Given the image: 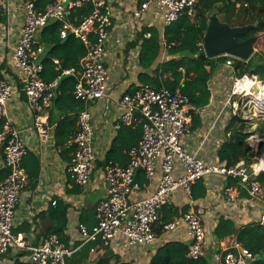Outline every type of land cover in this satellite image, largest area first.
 I'll return each instance as SVG.
<instances>
[{"label": "built area", "instance_id": "built-area-1", "mask_svg": "<svg viewBox=\"0 0 264 264\" xmlns=\"http://www.w3.org/2000/svg\"><path fill=\"white\" fill-rule=\"evenodd\" d=\"M199 3L200 0H146L141 5L140 14L151 7L156 9L165 28L182 16L195 18ZM84 6H92L93 11L80 23L72 22L70 18L73 13ZM22 7V32L12 50L14 70L20 84L14 86L8 79L0 76V119L4 122L3 130L0 131V149L8 170V175L0 182V263L13 250L17 255L28 252V264H67V260L80 248L65 246L56 234H49L39 244L29 246L24 234L14 232L17 205L28 181V173L23 164L28 147L20 129L10 117L8 106L15 96L24 94L33 112V128L38 138L42 142H48L54 136L56 124L50 122V110L59 92V78L47 82L42 77L46 48L39 41V33L50 21H60L61 38L73 34L87 49L78 67L63 72L75 79L73 94L83 104L72 135L71 145L74 151L67 173L74 183L85 189L90 183L96 161L95 131L90 105L108 94L110 72L106 60L113 10L105 0H55L42 11L37 9L35 0H28ZM3 16L4 9L0 6V24ZM74 20L77 21V18L74 17ZM150 36V33L145 34L147 38ZM163 45L164 50L168 51L170 45L165 40ZM228 58L225 65L232 68L236 58ZM53 60L58 67L61 66L59 59ZM249 78V75L235 76L234 90L230 96L236 95L239 91L236 90L238 85ZM255 78L258 77L252 76V79ZM261 84L264 87V83ZM259 93L258 96L249 97L251 103L257 106L258 113L255 115H261L264 119V91ZM231 101L232 98H228L225 107L232 109L234 106V109H238V105ZM119 105L122 113L116 128L142 122L143 135L140 144L129 149L127 165L121 166L109 161L103 166L107 197L96 208L97 224L91 228L82 224L79 226L83 245L97 243L91 252L120 244L128 249L153 245L159 238L156 225L161 220L162 210L171 205L174 193L182 188L191 195L193 185L209 176L239 179L242 184L249 186L250 199L264 202V187L257 180L264 172V156L250 166L244 161L235 166H227L219 159L207 162L198 153L187 149L184 141L193 128L192 106L189 98L180 90L172 92L166 87L142 85L134 93L123 95ZM199 111L196 110V113ZM233 114L237 113L234 111ZM249 117L246 111L241 115L245 121ZM249 133L250 145L258 148L264 140L257 133V127L250 129ZM178 163L183 170L177 175ZM139 171L151 183L159 171L161 177L152 195L130 203V199L141 191V185L136 180ZM224 194L229 203L238 202L239 198L232 187H226ZM53 205H56V201ZM259 222L264 225V212ZM181 227L186 228L190 240L188 257H205L207 230L199 213L193 209L183 213L164 225L163 231L174 232ZM234 248L235 250L216 254L214 264H257L259 255L239 243Z\"/></svg>", "mask_w": 264, "mask_h": 264}, {"label": "crops", "instance_id": "crops-1", "mask_svg": "<svg viewBox=\"0 0 264 264\" xmlns=\"http://www.w3.org/2000/svg\"><path fill=\"white\" fill-rule=\"evenodd\" d=\"M105 1L113 10V24L106 60L110 72L108 94L107 97L90 105L95 131L96 161L90 183L85 189L74 183L67 173L74 151L71 145L72 138L66 144L58 145L54 133L48 142H42L33 128V112L24 94L15 96L8 106L10 117L15 126L20 129L28 147V154L23 161L28 173V181L17 205L14 229L16 233L24 234L29 246L39 244L49 235V229L54 225L51 217V209L55 206L53 202L62 201L68 205V223L65 231L67 243L63 242V244L69 248H81L84 242L79 226L82 224L91 228L97 224L96 208L99 202L107 197L104 164L112 160L126 165L129 160L128 146L135 142L136 125L132 128L130 126L116 128L122 113L119 100L123 95L135 92L142 86L140 76L143 70L139 65L142 42L141 40L138 42L141 30L145 26L163 28L164 24L159 12L152 7L140 14L141 5L146 0ZM24 2L26 1L0 0L4 9L0 24V76L8 79L14 86L20 84V80L14 70L12 50L21 36ZM135 42H138L136 46L133 45ZM167 54L168 52L164 50L162 62L167 58ZM218 83L215 80L211 81L212 100L198 113L201 117V125L195 128L193 124L191 133L184 141L189 151L198 153L207 162L219 159L217 151L224 137L220 124L224 122L226 111L229 110L225 107L224 96L217 92ZM68 117L73 118L75 115L70 113ZM3 169L6 168L3 151L0 149V171ZM182 170V165L178 163L176 174H180ZM143 174L138 176L137 181L141 185V191L130 199V203L152 195L157 189L161 177L160 171L152 183ZM203 181L207 189L205 198L193 200L190 194L180 188L174 193L170 206L182 209L188 205L191 207L190 210L193 209L199 213L207 230L206 257L211 258V264H214V258L218 252L235 250L234 246L237 243L232 237L221 242L215 241L213 234L219 221L223 218L230 219L237 227L259 222L264 212V202L252 200L246 196L238 199L236 204H231L224 194L227 186L225 177L209 176ZM160 223L161 221L158 225ZM169 241H183L189 246L190 240L187 237L186 228L181 227L174 232L163 231V234H159L158 240L151 246L128 249L120 244L108 249L98 248L96 252H90L88 264H95L97 259L108 251L124 261L150 264L156 249ZM15 253L11 250L0 264H15L17 258L28 264V252L18 255Z\"/></svg>", "mask_w": 264, "mask_h": 264}, {"label": "trees", "instance_id": "trees-1", "mask_svg": "<svg viewBox=\"0 0 264 264\" xmlns=\"http://www.w3.org/2000/svg\"><path fill=\"white\" fill-rule=\"evenodd\" d=\"M54 1L35 0V3L37 9L42 11ZM1 7L3 8V6ZM92 11V6H84L74 12L70 20L78 24ZM215 12L219 14L222 22L233 27L255 25L246 36L237 38L239 42L264 33V0H200L195 18L182 16L165 28L145 26L138 38V42L140 40L142 42L139 54V65L143 70L140 76L142 85H151L156 88L166 87L172 92L180 90L189 98L195 128L201 125V117L196 113V110L204 109L212 100V80L219 82L217 92L224 96L223 100H226L231 94V82L235 76H257L264 83V53L253 55L249 61L234 59L232 68L225 65L229 59L228 56L221 55L213 59L207 57L203 45L204 36L209 18ZM74 17L77 18V21L74 20ZM61 29L62 23L53 20L39 33V41L46 48L42 77L47 82L59 78V92L55 96L50 110V122L57 126L55 135L58 145H64L72 138L76 130L78 114L83 108V104L73 94L75 79L72 76L64 75L63 72L66 69L78 67L80 60L87 53L84 43L73 34H69L64 39L61 38ZM146 33H150L151 36L145 37ZM164 40L170 47L167 51V58L162 62ZM138 42L133 45L136 46ZM54 58L60 60V67L54 63ZM70 113L75 117L69 118ZM220 126L224 137L218 148L217 156L222 164L235 166L244 161L247 166H250L264 156V145L261 149L253 148L250 145L248 139L251 126L241 118V115H234L231 109L227 110L224 122H221ZM3 127L4 122L0 119V131L3 130ZM135 131V142L128 146L129 149L138 146L142 140V122L136 124ZM257 133L264 140V123L258 124ZM109 161L112 160L107 162ZM112 162L125 166V164ZM141 174L143 173L139 171L138 176L140 177ZM7 175V169L1 170L0 182ZM138 176L136 177L137 181ZM225 178L227 179L226 187H232L239 199L249 197V186L242 184L239 179ZM257 180L264 187V172L257 177ZM206 196L207 189L203 180L193 185L191 191L193 200L203 199ZM190 208L188 205L182 209L172 206L164 207L161 223L156 225L157 233L163 234L164 225L175 217L189 212ZM67 211L68 205L62 201H56V205L51 209L54 225L49 229V234L58 235L61 241L66 243ZM14 232L17 231L14 229ZM213 236L217 242L224 241L228 237L234 238L237 243L259 255L257 264H264V225L260 222L237 227L232 220L223 218L219 221ZM96 245L97 243L94 242L83 245L72 258L67 260V264H88L90 252ZM15 264L26 263L17 258ZM95 264H134V261H124L108 251L98 258ZM150 264H211V258L206 256L199 259L190 258L188 257L187 243L169 241L156 249Z\"/></svg>", "mask_w": 264, "mask_h": 264}, {"label": "water", "instance_id": "water-1", "mask_svg": "<svg viewBox=\"0 0 264 264\" xmlns=\"http://www.w3.org/2000/svg\"><path fill=\"white\" fill-rule=\"evenodd\" d=\"M255 25L233 27L222 22L217 13L210 16L208 28L204 36V50L208 58L213 59L221 55H228L238 60L249 61L255 53L256 36L249 37L239 42V36H246ZM264 145L262 142L258 148ZM252 171L250 170L249 173Z\"/></svg>", "mask_w": 264, "mask_h": 264}, {"label": "rangeland", "instance_id": "rangeland-1", "mask_svg": "<svg viewBox=\"0 0 264 264\" xmlns=\"http://www.w3.org/2000/svg\"><path fill=\"white\" fill-rule=\"evenodd\" d=\"M217 13V12H215ZM214 14V13H213ZM218 14V13H217ZM219 16V14H218ZM220 17V16H219ZM210 19V18H209ZM257 37V41L254 45L255 47V53L254 55H258V54H262L264 53V33H260ZM250 79L252 81V83L250 82V85L242 90V92H238L236 95H234L233 97L230 96L232 94V91L234 90V85H235V81L233 80L231 82V94L229 95V97L226 98V100H224V102L227 101L228 98H232V104L234 103L235 105H238V109H234V106L232 107L231 111L232 113L235 111L237 113V115H243V112L246 111L249 114V119L246 121L248 125L251 126V129L254 130L255 127L258 128V124L260 123H264V119L262 118V116H256L255 114H257V106L254 103H251V98L249 97V95H247L248 91L252 90V92H255L256 96H258L259 93V86L260 83H262L260 81L259 78H255L252 79V76H250Z\"/></svg>", "mask_w": 264, "mask_h": 264}, {"label": "bare ground", "instance_id": "bare-ground-1", "mask_svg": "<svg viewBox=\"0 0 264 264\" xmlns=\"http://www.w3.org/2000/svg\"><path fill=\"white\" fill-rule=\"evenodd\" d=\"M250 82L252 83V81H251L250 78L249 79H246L245 81H243L242 83H240L238 85V87L236 88V90L237 91L239 90L238 92H242V90L246 89L250 85ZM258 89H259V91H264L263 84H261ZM247 95H249V96H255L256 94H255V92H252V90H250V91H248Z\"/></svg>", "mask_w": 264, "mask_h": 264}]
</instances>
